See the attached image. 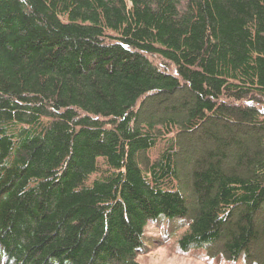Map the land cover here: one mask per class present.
Masks as SVG:
<instances>
[{"label":"trees","instance_id":"obj_1","mask_svg":"<svg viewBox=\"0 0 264 264\" xmlns=\"http://www.w3.org/2000/svg\"><path fill=\"white\" fill-rule=\"evenodd\" d=\"M159 218L264 264V0H0V264H139Z\"/></svg>","mask_w":264,"mask_h":264},{"label":"rangeland","instance_id":"obj_2","mask_svg":"<svg viewBox=\"0 0 264 264\" xmlns=\"http://www.w3.org/2000/svg\"><path fill=\"white\" fill-rule=\"evenodd\" d=\"M161 65V64H160ZM177 226L170 222L159 218L156 223L150 224L145 232L143 242L146 244V250L143 255H139L137 261L139 264H210L204 262L206 258L204 252L198 250H191L187 252V256L181 255L175 249L174 240L167 238L166 233L170 227ZM254 250V249H252ZM203 259V260H202ZM2 260V259H1ZM4 261V260H2ZM236 264H243L244 259ZM211 264H227L225 262Z\"/></svg>","mask_w":264,"mask_h":264}]
</instances>
